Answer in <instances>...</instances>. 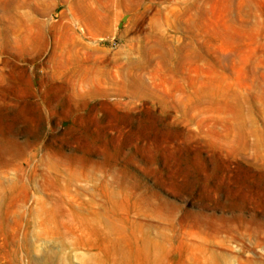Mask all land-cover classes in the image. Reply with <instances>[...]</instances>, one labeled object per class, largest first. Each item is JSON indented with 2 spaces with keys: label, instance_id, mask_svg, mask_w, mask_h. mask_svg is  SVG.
<instances>
[{
  "label": "rangeland",
  "instance_id": "obj_1",
  "mask_svg": "<svg viewBox=\"0 0 264 264\" xmlns=\"http://www.w3.org/2000/svg\"><path fill=\"white\" fill-rule=\"evenodd\" d=\"M0 264H264V0H0Z\"/></svg>",
  "mask_w": 264,
  "mask_h": 264
}]
</instances>
